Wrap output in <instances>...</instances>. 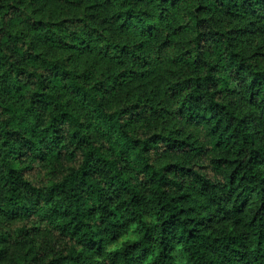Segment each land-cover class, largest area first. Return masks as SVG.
Instances as JSON below:
<instances>
[{
    "label": "clouds",
    "instance_id": "1",
    "mask_svg": "<svg viewBox=\"0 0 264 264\" xmlns=\"http://www.w3.org/2000/svg\"><path fill=\"white\" fill-rule=\"evenodd\" d=\"M0 264H264V0H0Z\"/></svg>",
    "mask_w": 264,
    "mask_h": 264
}]
</instances>
